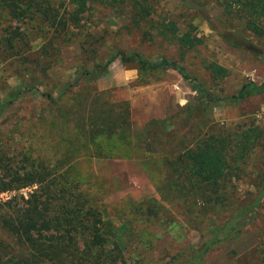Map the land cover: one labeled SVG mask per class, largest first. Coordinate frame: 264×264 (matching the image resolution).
Instances as JSON below:
<instances>
[{
    "label": "rangeland",
    "instance_id": "rangeland-1",
    "mask_svg": "<svg viewBox=\"0 0 264 264\" xmlns=\"http://www.w3.org/2000/svg\"><path fill=\"white\" fill-rule=\"evenodd\" d=\"M148 1L152 13L139 26L131 19L134 12L127 7L128 10L115 11L108 6L94 5L84 13L81 26L69 41L59 39L54 43L53 61L46 65L48 77L34 81L38 91L23 94L0 116V157L7 166L27 165L31 161L42 165L59 163L57 167L63 171L70 161L83 174L91 173V188L104 193L108 214L116 225L122 221L130 224L128 248L132 255H139L137 263L131 264H164L178 249L199 243L201 234L211 223L226 218L234 207L250 202L259 186L256 176L264 171V145H261L239 163V178H232L226 202L215 209L201 208V201L195 204L191 197L185 200L169 187L168 178L175 180L177 176L172 162L200 135L257 126L263 133L261 142L264 143V93L248 96L235 104L223 100L236 94L248 81L264 82V35L245 30L238 18L228 16L229 32H241L258 46L256 53H252L224 41L179 0ZM202 2L213 16L225 18L218 0ZM169 20L181 29L191 22L202 43L182 53L174 41L158 35L152 25V22ZM147 30L151 35L144 33ZM40 42L37 39L34 44L39 46ZM120 49L138 50L151 60L163 57L181 64L190 76L200 81L209 100L205 97L198 100V92L174 67L156 72L149 82L139 84L137 77L127 80L124 72L127 69L119 59L106 68L93 65L96 61L103 62L111 51ZM211 62L225 67L227 75L213 78L205 67ZM82 64L90 70L86 77L92 79L83 91L77 88L76 92H66L57 99L56 105L41 94L51 92L57 97ZM18 69L21 70L19 62L0 65V99L25 78L17 73ZM36 74L40 75L39 71ZM95 92L100 93V106L105 107L112 101L129 105L130 131L135 140H139V135L142 140L149 139V134L144 136L141 132L147 122L163 120L161 126L153 129L158 137V154L145 163V170L137 158L88 159L85 156L90 143L83 135L81 122L88 117L89 111L85 108L90 107ZM36 187L25 191L32 193ZM21 188L15 189V194L21 195ZM145 239L150 243L143 244ZM130 250H126L127 255ZM207 262L264 264V199L240 237L219 244L208 254Z\"/></svg>",
    "mask_w": 264,
    "mask_h": 264
},
{
    "label": "trees",
    "instance_id": "trees-1",
    "mask_svg": "<svg viewBox=\"0 0 264 264\" xmlns=\"http://www.w3.org/2000/svg\"><path fill=\"white\" fill-rule=\"evenodd\" d=\"M179 2L195 13V17L206 21L224 41L256 53L258 46L241 32H229L226 20L228 16H235L245 30L264 35V0H218L224 19L213 16L202 0ZM97 4L115 11L129 8L134 12L129 11L137 26L152 13L148 0H0V65L19 62L21 70L18 69L17 73L25 76L0 99V116L23 94L38 91L34 81L48 77L46 65L53 61L54 43L59 39L69 41L71 34H76L75 29L81 26L84 13ZM152 25L158 35L174 41L182 53L195 49L203 41L195 34L196 26L191 22L183 29L173 20L152 22ZM144 33L151 35L149 30ZM37 39H41L39 46L34 44ZM116 59L126 68L137 69L139 84L149 82L156 72L174 67L181 77L190 81L192 89L198 92V100L204 97L209 100L200 81L190 76L181 64L167 58L151 60L138 50L120 49L111 51L103 62L96 61L93 65L106 68ZM205 67L213 78L225 77L228 73L225 67L215 62ZM38 71L40 75H35ZM77 71L59 90L57 97L51 92L41 94L56 105L57 99L66 92H76L77 88L83 91L85 84L92 81L86 77L90 70L83 68L82 64ZM261 93H264V82L248 81L236 94L223 100L235 104ZM99 94L94 93L90 107L85 108L89 111L88 117L81 122L83 135L90 143L85 156L88 159L137 158L145 170V163L152 159V155L158 154V137L153 129L161 126L163 120L147 122L141 132L144 136L149 134V139L142 140L139 135V140H135L130 131L129 105L125 106L124 101H112L105 107L100 106ZM262 137L257 126L200 135L172 164L169 161L177 173L175 180L168 178L169 187L185 200L191 197L195 204L201 201V208L215 209L223 205L229 193L228 184L232 178H239V163L257 146L264 145ZM58 164L42 165L31 161L27 165L12 167L0 160V192L37 186L28 198L15 194L0 202V264L137 263L139 255H132L128 248L130 224L122 221L121 225H116L108 214L104 193L91 188V173L83 174L70 161L63 171L59 170ZM256 177L259 186L250 202L234 207L226 218L211 223L201 234L199 243L178 249L164 264H208L207 256L214 248L240 237L264 199V171ZM142 243L150 241L145 239ZM127 249L130 250L128 255ZM129 259L132 262L129 263Z\"/></svg>",
    "mask_w": 264,
    "mask_h": 264
},
{
    "label": "built area",
    "instance_id": "built-area-1",
    "mask_svg": "<svg viewBox=\"0 0 264 264\" xmlns=\"http://www.w3.org/2000/svg\"><path fill=\"white\" fill-rule=\"evenodd\" d=\"M31 187H34V185H32V186H25L24 188H21L20 189V191H22V194L21 195L23 196V198H28L29 197V194L30 193L26 192L25 189L26 190L28 189L30 191V188ZM14 195H15V191L14 190L1 191L0 192V202L1 201L8 200L9 198H11Z\"/></svg>",
    "mask_w": 264,
    "mask_h": 264
},
{
    "label": "crops",
    "instance_id": "crops-1",
    "mask_svg": "<svg viewBox=\"0 0 264 264\" xmlns=\"http://www.w3.org/2000/svg\"><path fill=\"white\" fill-rule=\"evenodd\" d=\"M125 69H127V70H124L125 76L127 77V80L133 79L134 77H137L138 76L137 69H135V68H126V67H125ZM136 71H137V74H136Z\"/></svg>",
    "mask_w": 264,
    "mask_h": 264
}]
</instances>
